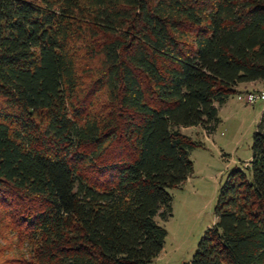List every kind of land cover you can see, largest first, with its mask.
Wrapping results in <instances>:
<instances>
[{
    "label": "trees",
    "instance_id": "obj_1",
    "mask_svg": "<svg viewBox=\"0 0 264 264\" xmlns=\"http://www.w3.org/2000/svg\"><path fill=\"white\" fill-rule=\"evenodd\" d=\"M264 88V0H0L7 264H150L171 190L244 83ZM264 92V91H263ZM189 264H264V111Z\"/></svg>",
    "mask_w": 264,
    "mask_h": 264
},
{
    "label": "rangeland",
    "instance_id": "obj_2",
    "mask_svg": "<svg viewBox=\"0 0 264 264\" xmlns=\"http://www.w3.org/2000/svg\"><path fill=\"white\" fill-rule=\"evenodd\" d=\"M238 93L219 109L220 123L207 133L202 126L183 128L182 133L202 144L191 153L194 172L173 196L172 215L158 218L168 236L162 253L150 264H189L209 228L216 222V208L222 188L236 169H243L253 158V142L264 111V101L247 103L246 95L263 92L261 83L240 84ZM258 93V94H259ZM15 232L0 237V264L29 258Z\"/></svg>",
    "mask_w": 264,
    "mask_h": 264
},
{
    "label": "built area",
    "instance_id": "obj_3",
    "mask_svg": "<svg viewBox=\"0 0 264 264\" xmlns=\"http://www.w3.org/2000/svg\"><path fill=\"white\" fill-rule=\"evenodd\" d=\"M253 92V93H249L246 95L247 98V103L249 104H254L256 101L260 100V101H264V92Z\"/></svg>",
    "mask_w": 264,
    "mask_h": 264
},
{
    "label": "crops",
    "instance_id": "obj_4",
    "mask_svg": "<svg viewBox=\"0 0 264 264\" xmlns=\"http://www.w3.org/2000/svg\"><path fill=\"white\" fill-rule=\"evenodd\" d=\"M258 82H255V83H251L253 86L255 85V84H257Z\"/></svg>",
    "mask_w": 264,
    "mask_h": 264
}]
</instances>
